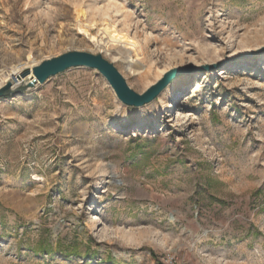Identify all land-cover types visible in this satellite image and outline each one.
<instances>
[{"label": "rangeland", "instance_id": "374dc122", "mask_svg": "<svg viewBox=\"0 0 264 264\" xmlns=\"http://www.w3.org/2000/svg\"><path fill=\"white\" fill-rule=\"evenodd\" d=\"M263 18L264 0H0V82L68 51L137 94L195 69L141 107L86 68L0 99V264H264V52L237 58ZM106 21L144 54L104 46Z\"/></svg>", "mask_w": 264, "mask_h": 264}, {"label": "water", "instance_id": "95a60500", "mask_svg": "<svg viewBox=\"0 0 264 264\" xmlns=\"http://www.w3.org/2000/svg\"><path fill=\"white\" fill-rule=\"evenodd\" d=\"M264 52V46L237 58H248ZM72 68H86L97 71L107 82L118 101L129 107H141L153 101L165 87L176 77L193 72L194 68H173L167 71L161 79L151 85L142 94H137L129 88L125 79L115 66L101 56L82 51H68L57 57L41 61L31 68L20 71L14 81L0 86V99L23 94L44 84L47 80ZM207 67H202L206 69Z\"/></svg>", "mask_w": 264, "mask_h": 264}, {"label": "bare ground", "instance_id": "6f19581e", "mask_svg": "<svg viewBox=\"0 0 264 264\" xmlns=\"http://www.w3.org/2000/svg\"><path fill=\"white\" fill-rule=\"evenodd\" d=\"M80 16H83L82 13H80ZM260 25H255V26H259V30H256L257 33H262L264 32V18L262 20H260ZM95 27V24H91V25H85L80 23V27L79 30L82 34H84L85 36H88L91 40V42H95L96 44H98V40L95 36H92L90 34V29H93ZM256 28V27H255ZM102 32L106 35L107 37V42L104 43V46H107L108 44L111 45H123L128 50H132V52L136 55H143L144 53L142 52L141 48H139V45L136 41H134L133 39H130L128 36H126L125 34H121L119 33L115 26L113 24H111L110 22H105L104 23V27L102 29ZM214 36L213 38L217 39L218 41H222L221 37H220V33L219 32H213ZM199 51V53H201V55L206 56V57H211L210 52H206L205 50H203L202 48H198L197 49ZM130 57L128 56L127 58L122 59V63L125 64L126 68L132 73L134 74V70H132V62L129 60ZM32 65H27V64H20L17 66H14L13 68L7 70V71H3L1 73V82H0V86H2L3 84L10 82V81H14L13 78L17 76V74L26 69V68H31ZM139 68V67H138Z\"/></svg>", "mask_w": 264, "mask_h": 264}]
</instances>
